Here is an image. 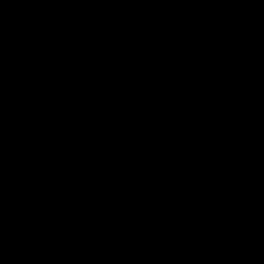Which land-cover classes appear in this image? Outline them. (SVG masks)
I'll return each mask as SVG.
<instances>
[{
	"label": "water",
	"instance_id": "95a60500",
	"mask_svg": "<svg viewBox=\"0 0 264 264\" xmlns=\"http://www.w3.org/2000/svg\"><path fill=\"white\" fill-rule=\"evenodd\" d=\"M0 264H264V0H0Z\"/></svg>",
	"mask_w": 264,
	"mask_h": 264
}]
</instances>
